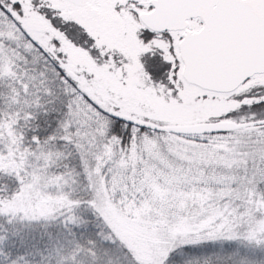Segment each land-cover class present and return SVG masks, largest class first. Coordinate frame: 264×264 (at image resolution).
Listing matches in <instances>:
<instances>
[{"label":"snow or ice","instance_id":"6c2138e0","mask_svg":"<svg viewBox=\"0 0 264 264\" xmlns=\"http://www.w3.org/2000/svg\"><path fill=\"white\" fill-rule=\"evenodd\" d=\"M0 264H264V0H0Z\"/></svg>","mask_w":264,"mask_h":264}]
</instances>
